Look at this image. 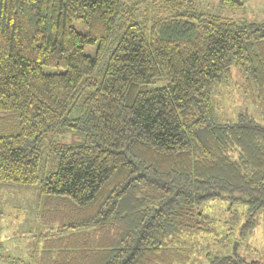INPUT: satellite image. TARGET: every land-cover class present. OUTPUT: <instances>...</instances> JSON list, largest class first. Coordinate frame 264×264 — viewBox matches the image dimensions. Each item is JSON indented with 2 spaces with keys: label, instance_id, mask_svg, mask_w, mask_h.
I'll return each instance as SVG.
<instances>
[{
  "label": "trees",
  "instance_id": "trees-1",
  "mask_svg": "<svg viewBox=\"0 0 264 264\" xmlns=\"http://www.w3.org/2000/svg\"><path fill=\"white\" fill-rule=\"evenodd\" d=\"M133 2L0 0V184H38L85 210L71 226L114 233L95 264H263L214 244L264 218V123L221 121L214 91L233 68L264 90V21L211 15L199 0ZM11 116L15 133L2 127ZM213 201L236 226H214ZM68 258L53 263L86 264Z\"/></svg>",
  "mask_w": 264,
  "mask_h": 264
},
{
  "label": "rangeland",
  "instance_id": "rangeland-1",
  "mask_svg": "<svg viewBox=\"0 0 264 264\" xmlns=\"http://www.w3.org/2000/svg\"><path fill=\"white\" fill-rule=\"evenodd\" d=\"M125 9L132 8L133 1L122 0ZM203 12L233 19L238 22L264 21V0H246L245 8L239 12H231L221 7L219 0H199ZM153 14V13H151ZM136 18V15H135ZM136 21H140L137 19ZM122 22V21H119ZM76 28L85 32L82 23ZM116 38L107 44L98 60L97 73L103 68L106 60L116 44ZM99 43L87 46L85 52L96 56ZM216 112L223 122L234 121L241 113L252 115L260 123H264V90L255 89L247 76L238 68H233L232 80L217 86L214 91ZM80 112L73 111V117ZM3 128L15 133L17 121L15 116L3 121ZM53 142H73L72 135H58ZM46 175V163L42 168L41 179ZM222 202L213 201L203 210L217 224L234 227L230 213ZM86 213L67 197L44 195L40 185L26 186L21 184H0V264H54L55 260H67L71 255L78 262L95 264L105 258L103 252H95L97 242L107 245L111 243L113 234L108 231H91L92 227H74V223L84 222ZM213 227V226H212ZM226 229V227H224ZM228 229L224 232L226 235ZM229 235L214 237L216 249L226 253L238 250L248 261H260L264 264V218H261L254 230L244 236H238L234 230ZM199 236V235H198ZM196 240H201L200 238ZM237 241V242H236ZM195 247H199L195 245ZM222 247H225L222 249ZM230 248V249H229Z\"/></svg>",
  "mask_w": 264,
  "mask_h": 264
}]
</instances>
